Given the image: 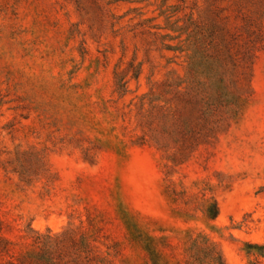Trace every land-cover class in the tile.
<instances>
[{"label":"rangeland","instance_id":"1","mask_svg":"<svg viewBox=\"0 0 264 264\" xmlns=\"http://www.w3.org/2000/svg\"><path fill=\"white\" fill-rule=\"evenodd\" d=\"M189 22L261 44L238 114L181 155ZM64 231L102 264H188L195 239L264 264V0H0V264Z\"/></svg>","mask_w":264,"mask_h":264},{"label":"trees","instance_id":"2","mask_svg":"<svg viewBox=\"0 0 264 264\" xmlns=\"http://www.w3.org/2000/svg\"><path fill=\"white\" fill-rule=\"evenodd\" d=\"M180 29L186 33V38L180 39L175 46L167 47L185 53L187 78L183 88L171 90L172 96L164 112L172 122V131L179 135V152L186 155L200 143L224 131L238 114L242 98L249 88L251 67L261 44V33L234 53L230 43L222 44L215 40L220 30L217 25L205 28L189 22ZM226 73L232 76L231 84L224 81ZM240 76L247 80V84L241 87L238 86ZM217 214L218 207L213 202L206 215L214 218ZM36 239L35 246L20 252L15 259L11 256L7 264H102L91 255L95 238L87 232L64 231L58 236H39ZM5 241L10 246L14 245L9 240ZM191 247L188 264H226L222 255L205 239H195Z\"/></svg>","mask_w":264,"mask_h":264}]
</instances>
